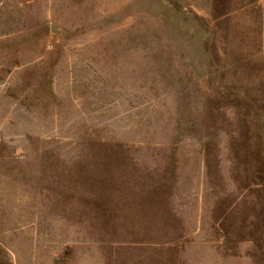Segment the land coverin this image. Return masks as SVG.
<instances>
[{"label": "rangeland", "instance_id": "rangeland-1", "mask_svg": "<svg viewBox=\"0 0 264 264\" xmlns=\"http://www.w3.org/2000/svg\"><path fill=\"white\" fill-rule=\"evenodd\" d=\"M0 264H264V0H0Z\"/></svg>", "mask_w": 264, "mask_h": 264}]
</instances>
